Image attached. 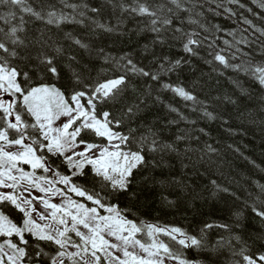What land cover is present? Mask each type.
Listing matches in <instances>:
<instances>
[{"label":"snow or ice","instance_id":"6c2138e0","mask_svg":"<svg viewBox=\"0 0 264 264\" xmlns=\"http://www.w3.org/2000/svg\"><path fill=\"white\" fill-rule=\"evenodd\" d=\"M208 2L214 7H208L207 13L217 18L220 17L217 9L221 7L224 12L235 15L233 4L252 12V7L242 0H228L227 5L218 0ZM99 3L109 4L113 10L117 7L113 0H99ZM166 3L167 6L153 0H133V6L120 0L119 6L122 13L131 11L148 18L161 43L167 37L159 34L168 31L179 34L173 38L178 41L183 38L186 53H192L194 45L199 46L196 37L201 33L195 28L186 30L185 24L198 25L204 33L214 32V38L209 41L214 49L210 53L213 59L222 67L242 72L264 88V50L256 52L260 60H255L247 51L252 43L245 34L248 29L238 32L225 28L217 20L208 21L202 10L204 6L197 0H166ZM248 3L259 9L255 18L262 19L264 0H248ZM24 11L34 18L33 22L42 25L34 41L41 51L32 55L37 64H29L27 69L18 66L15 61H27L28 56H20L15 47L9 49L7 43L0 41V53H8L7 57L0 55V264H206L200 255L202 252H217L223 248H228L232 256L227 264H264V249L253 251L238 233L230 231L228 224L206 221L189 231L182 226L169 227L140 219L130 206L121 203L122 196L135 199L132 180L147 160L143 147L130 154L123 152V147L135 140L124 132L123 125L128 116L138 113L139 104H126L124 121L113 116L105 105L119 103L129 90L128 73L120 72L121 67L131 65L133 74L139 72L152 79L158 76L137 68L129 60L128 65L117 63V71L110 76L106 69H99L92 83L82 79L76 69H71V86L65 88L56 63L63 48L52 38L50 30H64L66 24L83 28L85 20L106 32L113 29L97 19L101 7L96 0H45L38 7L29 6ZM240 23L250 26L258 37H264V27L251 19L242 18ZM26 31L23 27L19 32L13 28L10 43L27 48L20 34ZM46 33L49 35L45 40ZM63 34L78 47L89 49V44L72 30H64ZM44 46L54 54L45 52ZM260 49H264V41H260ZM124 59L121 55L120 60ZM229 60L239 63L229 65ZM103 63H108V56L103 57ZM179 63L177 59L173 67ZM41 67L45 71H41ZM164 87L171 86L165 84ZM173 90L187 100H196L182 87ZM204 114L215 119L211 112ZM132 131L129 129L128 133ZM175 139L180 142L184 137L177 135ZM140 140L143 143L145 138L142 136ZM151 143L148 151L154 152L157 141L153 139ZM164 147L180 152L170 142H165ZM206 147L209 152L215 151L210 144ZM184 151L192 149L185 146ZM182 167L186 169L188 165ZM172 179L180 182L179 178ZM159 182L164 184L163 180ZM253 182L264 190V184ZM162 199L175 206L174 199L166 195ZM247 208L264 221V200L260 196L255 202H247ZM234 215L239 220L243 212ZM213 230L230 234L217 235L212 242L209 234ZM161 234L167 237V242L160 238ZM259 239L264 243V234ZM192 251L196 253L195 258L188 255Z\"/></svg>","mask_w":264,"mask_h":264},{"label":"trees","instance_id":"16d2710c","mask_svg":"<svg viewBox=\"0 0 264 264\" xmlns=\"http://www.w3.org/2000/svg\"><path fill=\"white\" fill-rule=\"evenodd\" d=\"M153 2H162L167 6L166 0ZM197 2L204 6L202 10L208 21L217 20L225 28L236 29L238 32L248 29L245 34L252 43L247 51L255 60L261 59L256 56V52L258 49L264 50L260 49V41H264V37L253 34L250 26L240 21L248 18L254 24L264 27V12H260L262 19H256L254 14L259 9L248 3V0H242L243 4L252 7L251 13L243 6L233 4L231 7L235 15L224 12L221 7L217 9L220 12V17L217 18L207 13L208 7H214L208 0ZM218 2L227 5L228 0ZM43 3L45 0H21L20 3L0 0V41L7 43L9 49L15 47L20 56H28L27 61H15L25 69L29 64H37L32 55L41 51V47L34 41L38 38L37 29L42 25L33 22L34 18L24 9L29 6L38 7ZM113 3L117 5L115 10L109 4H101L96 0L97 6L101 7L97 19L111 27L112 32L103 31L87 20L86 27L83 28L75 24L64 25V30H72L81 41L89 44L88 50L72 43L70 37L65 38L64 30L53 28L50 34L63 48L56 63L61 73V84L65 88L71 86V69H76L87 83H92L99 69H106L110 76L117 71V63L128 65L129 60L137 68L158 76V79H152L139 72L133 74L131 65L121 67L120 72L128 73L129 90L119 103L105 105L112 110L113 116H119L124 121L126 104H139L138 113L128 116L123 125L124 132L132 135L135 140L123 149L133 151L143 147L147 160L132 180L135 199L122 196L121 203L130 206L140 219L169 227L182 226L189 231L196 230L206 221L225 223L230 226L231 232L238 233L248 242L253 251L264 249V243L259 239L264 234V221L253 216L247 208V202H255L257 196L264 200V190L253 182L264 184V88L242 72L222 67L213 59L210 53L214 49L210 47L209 41L214 38V32L204 33L198 25L185 24L186 30L195 28L201 33L196 37L200 41L199 46L194 45L193 52L186 53L182 47L183 38L180 41L173 38L179 34L171 31L161 33L159 35L167 37L161 43L157 39L158 34L153 33L148 18L131 11L122 13L120 0H113ZM125 3L133 4V0H125ZM203 22L205 21L202 20ZM22 27L27 29L20 33L27 48L10 43L11 30L16 28L19 32ZM48 35L46 33L43 39H48ZM48 42L52 43L51 40ZM101 48L104 49L103 52L98 51ZM43 50L50 55L54 54L46 46ZM0 55L7 57L8 53ZM121 55L125 56L124 60H120ZM105 56H108V63H103ZM177 59L180 63L173 67ZM207 60H213L212 64L206 63ZM232 63L239 61L229 60V65ZM65 65L69 67L66 68ZM40 70L45 71L43 67ZM32 75L35 76L36 73L33 72ZM165 84L171 87L165 88ZM180 87L191 92L196 100H187L173 90ZM241 89L246 91L242 92ZM205 112L213 113L215 119H209ZM129 129L133 131L128 133ZM177 135L184 139L177 142ZM142 136L145 138L143 143L140 140ZM153 139L157 141L156 151L149 152ZM165 142L178 148L179 154L164 147ZM209 144L215 149L214 152H209L206 147ZM185 146L192 151L185 152ZM184 164L188 165L186 169L182 167ZM173 177L179 178L180 182L176 183ZM161 180L164 181L163 185L159 182ZM213 180L215 185L211 183ZM164 195L174 199L175 206L166 204L162 199ZM236 212H243L239 220L234 215ZM237 224L240 227H236ZM229 234L230 232L223 230H213L209 238L215 242L217 235ZM161 239L167 242V237L162 234ZM236 247L239 248L240 245L237 244ZM188 255L195 258L196 253L192 251ZM200 255L206 264H227L232 259L228 248L217 252L205 251Z\"/></svg>","mask_w":264,"mask_h":264},{"label":"rangeland","instance_id":"374dc122","mask_svg":"<svg viewBox=\"0 0 264 264\" xmlns=\"http://www.w3.org/2000/svg\"><path fill=\"white\" fill-rule=\"evenodd\" d=\"M123 152L130 154L132 151H127V150L123 149ZM27 170H30V166H29V168ZM160 238H161V236H160Z\"/></svg>","mask_w":264,"mask_h":264}]
</instances>
